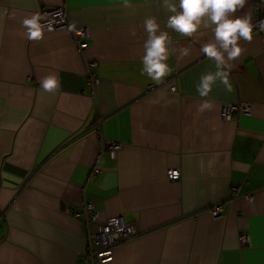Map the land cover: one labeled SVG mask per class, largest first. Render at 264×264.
Instances as JSON below:
<instances>
[{
	"label": "crops",
	"instance_id": "obj_1",
	"mask_svg": "<svg viewBox=\"0 0 264 264\" xmlns=\"http://www.w3.org/2000/svg\"><path fill=\"white\" fill-rule=\"evenodd\" d=\"M61 4L85 48L67 30L26 38L24 17ZM246 13L257 27L228 61L230 90L217 78L201 97L216 71L201 52L211 28L168 29L163 0H0V264H85L87 229L72 214L82 201L98 223L119 216L138 232L102 264H264V0L233 15ZM149 16L170 37L160 82L141 71ZM48 76L52 90L40 87ZM239 101L249 115L222 117ZM108 141L120 143L114 156Z\"/></svg>",
	"mask_w": 264,
	"mask_h": 264
},
{
	"label": "clouds",
	"instance_id": "obj_2",
	"mask_svg": "<svg viewBox=\"0 0 264 264\" xmlns=\"http://www.w3.org/2000/svg\"><path fill=\"white\" fill-rule=\"evenodd\" d=\"M246 3L247 0H163V6L170 13L166 20L168 29L190 37L202 24L205 28H211L213 39L201 47V52L215 61L216 71L200 78L197 91L201 97L209 94L217 78L229 90L231 88L227 72L228 61L238 57L242 51L237 41H251L253 28L257 27L250 14L233 15ZM44 20V15L39 12L21 20L28 40H40L43 30H52V22L41 23ZM72 27L74 26H69L70 29ZM143 28L147 38L143 42L141 71L152 81L160 82L171 71L167 63L169 33L161 30L160 24L152 16L144 19ZM258 28L264 31V19L258 22ZM56 84L54 76L45 77L40 81V87L44 90H52ZM208 106L206 102L201 105L202 108Z\"/></svg>",
	"mask_w": 264,
	"mask_h": 264
},
{
	"label": "built area",
	"instance_id": "obj_3",
	"mask_svg": "<svg viewBox=\"0 0 264 264\" xmlns=\"http://www.w3.org/2000/svg\"><path fill=\"white\" fill-rule=\"evenodd\" d=\"M41 14L44 15L45 21L52 22V28L54 30H67L72 35L75 44L78 49L86 47V43L81 40L87 37L86 30L82 28H69L70 22L68 20L67 13L65 11V5L47 7L41 10ZM95 64L88 62L86 68L88 71V84L95 85L98 83V78L92 69ZM93 89L91 88V92ZM252 110V104L248 101H239L237 103H226L222 105L221 115L224 118H231L235 113H242L249 115ZM106 148L111 156L115 155V152L120 148V143L115 141H108L103 146ZM92 173H97L98 169L92 167ZM166 177L170 181H176L180 178V171L177 168H170L166 171ZM232 190H235L233 188ZM246 199H252V194L244 195ZM80 211H74L73 214L78 217L82 224L86 227L88 247L83 256L85 264H102L112 260L113 248L120 243L132 241L138 235L136 227L131 223L124 222L121 217L115 216L107 219L105 222L98 223L99 213L94 209L92 203L82 201L80 204ZM221 207L215 206L211 209L210 214L212 217L221 216ZM3 217V213L0 211V225ZM96 223L97 228L95 231H89V224ZM242 245L248 243V237L245 234L241 235Z\"/></svg>",
	"mask_w": 264,
	"mask_h": 264
},
{
	"label": "rangeland",
	"instance_id": "obj_4",
	"mask_svg": "<svg viewBox=\"0 0 264 264\" xmlns=\"http://www.w3.org/2000/svg\"><path fill=\"white\" fill-rule=\"evenodd\" d=\"M74 211H75V210H74ZM74 211H73V212H74ZM73 212H72V214H73ZM73 215H74V214H73ZM74 216H75V215H74ZM80 222H81V221H80Z\"/></svg>",
	"mask_w": 264,
	"mask_h": 264
}]
</instances>
